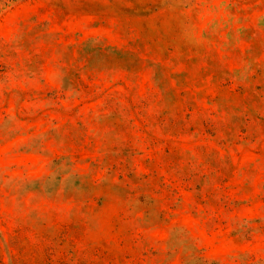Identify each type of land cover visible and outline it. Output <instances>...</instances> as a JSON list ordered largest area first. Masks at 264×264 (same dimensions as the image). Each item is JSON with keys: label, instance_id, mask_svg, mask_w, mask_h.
Wrapping results in <instances>:
<instances>
[{"label": "rangeland", "instance_id": "obj_1", "mask_svg": "<svg viewBox=\"0 0 264 264\" xmlns=\"http://www.w3.org/2000/svg\"><path fill=\"white\" fill-rule=\"evenodd\" d=\"M0 264H264V0H0Z\"/></svg>", "mask_w": 264, "mask_h": 264}]
</instances>
